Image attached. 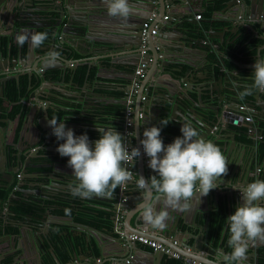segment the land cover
Segmentation results:
<instances>
[{
	"label": "crops",
	"instance_id": "obj_1",
	"mask_svg": "<svg viewBox=\"0 0 264 264\" xmlns=\"http://www.w3.org/2000/svg\"><path fill=\"white\" fill-rule=\"evenodd\" d=\"M33 2L32 7H25V4L27 2ZM72 3L69 5L72 9V15L75 17H80L82 16L79 12V10L83 8H91L92 12L98 11V9L101 8H107L106 4L104 3V0H88L86 3L88 4L87 7L86 5H81L84 3V0H71ZM160 0H155V10L160 9L161 6L158 4ZM189 3H186V0H164L165 4V15L168 16V19H173V22L175 24H178V28L182 29L185 31V33H178L175 30H170V28H166L164 32V41L167 40L170 42V39H173V48L170 52H168V60L170 62L169 69L165 71V74L161 73L160 69H154L150 74H148V78H144L142 81H147V90L149 89L151 93L149 99H154V100H160V98L155 95L153 90V80L154 78H169L168 73L174 77L177 78L179 72L177 71H172L178 70L181 67L178 66H185V69L182 70L183 72H191L192 74L190 76L189 81L187 82L189 86H197L201 84V77L207 75L208 77L205 79L207 83H210V87L213 89L219 88L220 87V80L223 75V78L227 76V79L231 81V86L232 88H237V97H239V92L243 91L245 85H250L252 81L250 82L248 79L242 80V78H252L251 75H246V74H251V66L255 63H251L252 59L255 58L256 56H260L261 59H264V15L259 17L258 15V10H259V5H260V0H249L247 3L244 2L243 0H240L239 3L236 1L233 3L230 0H221L219 2L220 6L217 8V10H212V15L209 18L206 17H201L200 19H196L195 15L201 11L202 7H205L208 5V3L212 2L213 0H188ZM228 4L226 5V3ZM59 3V1L56 0H0V14H3L1 6L4 4L7 6V13L8 10L13 8L15 9L14 12L15 14L17 11L20 9V11H32V10H41V13L43 14H50V13H55L57 14L59 11V8L56 6ZM128 3L132 6V13H137V14H146V11L144 10V7H141L139 2H136L134 0H128ZM213 3V2H212ZM64 4V1H63ZM238 4L242 5V11L241 15L242 18H245V20L241 19V21H238V17H236V14L239 11V7L237 6ZM263 12L264 14V2L262 4ZM65 7V6H64ZM66 8V7H65ZM56 10V11H55ZM84 12V11H83ZM152 11L151 13H153ZM6 13V14H7ZM150 13V14H151ZM149 14V13H148ZM149 14V16H150ZM56 16V15H55ZM157 16V15H156ZM247 18L250 20H247ZM2 19V18H1ZM13 19V20H12ZM163 20V18H162ZM196 21V22H195ZM197 21H200L197 23ZM238 21V25H235V22ZM4 24H2V20H0V32L3 30L7 29V33L9 34L7 37V40H11L14 43L8 44L5 47L4 54L9 60L7 63L3 62L2 65V60H1V67H0V87L2 84V80L4 78L9 76H13L15 74L21 75H27L24 71L26 68H29V64L32 63L34 65L37 62V55L32 56L30 59L29 58H24L25 53H22V56H19V45L16 42V36L13 28L15 25H11V22H14V18L12 15L7 17L6 20L3 21ZM222 23L220 24H216ZM40 22L38 23V25ZM91 30L90 33L94 35L93 37L96 38H105L109 39L110 37H116L118 38L119 36H114L112 34H108L109 32L112 33V31H125L126 26L130 27V25H120L118 23L114 22H107V21H90ZM205 24V25H204ZM248 26L251 27V31L248 28ZM194 28H200L199 32L195 31ZM41 29V28H39ZM222 31V33H219ZM248 33L249 35L245 36L244 35V41L245 43L249 42L247 44V50L249 52L254 51L251 55L250 58L247 57L244 61H240V59L234 60L230 55L232 53H235L233 49H229V45H233V43L236 41L238 36L240 35L239 32ZM206 34L204 37L203 34ZM223 34V35H222ZM66 39L72 40L75 45H80L83 51H86V55L82 56L85 58H93L98 56L93 50H96L98 45L103 43L105 46L108 44L107 42H98L95 43L94 47H92V41L87 40L86 41V46L89 45L88 50L85 46L82 47L83 43H79L80 41L77 39V37L72 33H66L65 34ZM180 39V41H176L174 38ZM9 38V39H8ZM120 38V37H119ZM257 40L258 42L253 43L252 40ZM26 44V43H25ZM10 45H15V56L12 55V52L10 50ZM159 47L160 43L158 44ZM181 45V47H180ZM0 46H2L0 44ZM111 47V46H110ZM176 47V48H175ZM47 48L46 43H44L42 46L35 48L38 51L44 52V49ZM161 50V49H160ZM10 51V52H9ZM45 53V52H44ZM262 53V54H261ZM242 56V55H241ZM26 59V60H25ZM29 60V63L27 61ZM105 60H110V58H107ZM162 60V59H161ZM224 61V64L223 62ZM253 62V61H252ZM49 65V64H48ZM40 66V65H39ZM122 66L120 64H117V72L113 69H106L104 70L105 73L107 74L106 77L109 78H116L115 80L119 82V80L125 79L126 81V86H120L121 83H116L118 88H123L125 91L126 88L129 86V83L131 82V79L128 75L124 74L120 70H122ZM182 69V68H181ZM238 70H242L241 73H238ZM146 73V71H145ZM243 74V76H242ZM28 76V75H27ZM7 79V80H8ZM6 80V81H7ZM29 80V78H28ZM57 81V80H55ZM181 85L184 84L182 80ZM234 81V82H233ZM140 83V85H141ZM217 83V84H216ZM214 84V85H213ZM45 92L48 98H37V100H34V92L29 96L28 98L24 99L26 101L27 105L30 106V108L33 109V111L38 113L40 111L41 115L35 117V114H31L32 120L28 119L26 120L27 124L23 128L22 133H21V139L22 142H19L17 145L12 146L13 149H17V152L21 153L23 152L24 155L27 156V154H32L34 155L33 158H43L42 151H48L51 152L52 155L55 154V152L51 151L50 148L54 147L51 146L49 142L52 141V137H55L53 135V132L50 129V126L48 124V121H45V118L48 120H51L48 118V114L45 113V106H43L42 102L47 101L49 102V99H56V100H66L68 103H73L76 104L71 97V95H83L86 96L88 92H90V89L87 88L86 85L81 86V88L76 87L74 84L71 82H62L60 83H49L46 84L45 86ZM141 87V86H140ZM139 88H137L134 91V101H133V107H134V113H133V126H132V143L133 140L135 142V146L137 147L136 143V138H135V130H134V122L135 119L140 120L139 124V132H143L145 128H148L150 126H158L160 117L163 113L167 112L169 121L175 122L178 127L179 124L170 119V105L169 103L166 102V107L163 108H158L156 104H151L149 106V109H147L146 114H145V109L143 103H141V109L138 112V115L135 114V109H136V98L137 94L139 91ZM146 89V88H145ZM60 92L65 93V95H61ZM197 90L192 91L190 94L192 97L197 96ZM146 94V91L143 93V95ZM256 93L254 95H250L245 97L243 100L239 98L240 102L242 103H249L254 101ZM56 96V97H54ZM51 97V98H50ZM144 99V97H142ZM69 100V101H68ZM110 99L107 100L105 97L103 99V102L105 104L109 101ZM23 101V103H25ZM258 103L262 102L264 105V92H261L260 94V99L257 101ZM35 104L37 105L38 109L36 111L35 108L32 107V105ZM49 104V103H48ZM81 105V104H79ZM44 107V108H43ZM80 111L74 112V113H69L67 115L73 116V119H77L75 121H69L67 123L66 128H71L73 129L74 132L78 131L79 129H85V130H97L95 125H102V127H107V128H114L115 130L122 131L121 129L123 125V114L121 118H119L116 115H102L98 116L96 114L94 117V120H97L96 123H91L85 120V114L81 113V110H84L85 112L91 110L90 107H87V109L83 108V105L79 106ZM41 108V109H40ZM52 110L55 109V107L51 106L50 107ZM247 113L251 110V108L246 107ZM253 110V109H252ZM139 113L142 114V118L139 116ZM177 115V112L175 111V116ZM253 115V122L252 125L254 126V137L260 139L261 137L258 138L261 132H264V111L260 110V108H257L252 112ZM66 116V115H65ZM105 118L106 122H98L99 118ZM178 120L183 121L185 118L183 116H177ZM63 118L58 120L59 122H62ZM68 122V121H66ZM74 122V123H73ZM257 122H261L260 127L256 124ZM82 123L85 124V127H82ZM218 127H214L212 133H215ZM231 128H235L234 125H231ZM260 130V131H259ZM5 133H6V128L4 126H0V173L1 175L4 173L8 172V162H6L3 157L4 154H7L8 156V139L5 138ZM48 134L51 136L48 137ZM78 135V133H75ZM161 138L163 140V143L165 145L171 143L174 138L173 136L177 135L179 136L180 134H171L166 132L165 130H161ZM259 134V135H258ZM3 136V137H2ZM42 140V141H41ZM48 140V143L45 141ZM237 140L240 141V139L237 137ZM41 141V142H40ZM90 143L93 140H89ZM245 141V140H242ZM248 143L247 141H245ZM244 143V142H243ZM245 143V146L243 145L242 147L239 146L238 142H236L235 146L230 149V153L232 154L229 157V154L227 157L231 158L228 159L230 162L228 164V172L226 175H224L221 178L220 181V186L213 189L212 191L216 192H221L222 194H225L228 192V194H231L232 191L235 189V179L234 177V163L237 165H241L244 163L242 166L245 168L248 166L249 161L252 160V157H254V163L253 167L251 170V175L250 173H246L251 181L257 180L258 177L262 178L264 177V153L263 156H260L258 151H257V146L255 147L254 151L253 148L250 147V145H247ZM250 143V142H249ZM34 145L36 148H38V152L36 155L34 154L35 151L32 150L28 145ZM134 144V143H133ZM221 144V143H218ZM41 151V154H39ZM39 154V155H38ZM139 157V156H138ZM138 157L135 159V174L134 178L135 180L138 179V176H143L146 180L151 176L155 175L156 173L150 169L147 165L144 163V167L142 168L138 164ZM233 158V159H232ZM143 159V158H142ZM47 162H38L37 164H46ZM30 164V163H29ZM260 168V172L258 174H255V178L252 177V174L255 172L256 168ZM38 168H47L45 170H40L37 171L39 174L37 175V179L39 180V187L40 190L45 189L44 191L47 194H54L55 190H52L50 188L57 189L58 191L62 192H68L69 191V186L74 184L73 182L69 181L70 177L66 173L64 168H54L51 167H38ZM14 170H11V173L13 174ZM54 173V174H53ZM51 174L57 176L56 179L55 177L51 176ZM68 175V176H67ZM24 177V175H21V178ZM130 183V182H129ZM127 184V190L125 191V194L128 196V204L127 206V211L125 212L123 218H122V228L124 231L127 233H142L144 236L154 239L158 242H163L164 244L171 246L173 250L175 251H180L182 253V259L181 261L183 264H192V261L194 260L196 263L201 262L202 264H223V261L220 259L224 254L228 253L231 251L229 248L227 241L229 239L230 233L227 229V212L228 208L226 203L229 202V199L225 202L222 198L220 200L216 201V206L213 207V209L209 212V222L206 228V234L205 238L203 239L202 242V248L204 250L203 256L199 253L200 251L198 249H190V251H186V245L183 244V242H186L188 246H194L195 241H198V236L200 233L204 231L203 225L205 223L206 215H201L199 213L196 214V209L200 207L199 205L204 206L207 208V210L210 209V201L209 197L204 196L200 197L199 200L197 198H194L193 200V205L192 207L186 211V212H178L175 210L170 209V219L167 220L166 222V228L164 230H159V229H153L150 226L146 225L145 222L143 221L140 212L137 210L138 203H141V194L139 190L136 188L135 181L131 182V184ZM45 186V187H43ZM51 190V191H50ZM211 191V190H210ZM70 192V191H69ZM42 193V191H41ZM43 194V193H42ZM154 195H156L154 193ZM203 203V204H202ZM8 202L4 201L1 203L0 201V209L2 212L1 217L4 218L5 215L8 214L7 211V206ZM155 207L159 211L162 208V201L157 197L155 200ZM222 210L224 213V221L222 223V226L220 227L219 231L216 232L215 229H210V213L215 212L217 210ZM116 211V203L112 208L111 216H112V224H113V217L115 215ZM235 210L231 209V212L233 213ZM195 222L193 224L192 222ZM47 223L49 226L50 231H56L59 236H67V238L70 240V243L67 246L68 250V258L67 260H62L60 258V255L57 253V251H53V255L50 254L49 249L52 248V245H48L47 242L43 245H41V242L39 240L36 241V245L32 244L31 242V236L33 233L31 232L30 229L28 228H18V233L14 234V241L17 238L18 245H16V249L12 252L10 258L11 261L9 262L10 264H121L122 261L120 260V251H123V242H121L118 239V236L114 234V232L106 231L103 229H95L93 227H90L88 225L86 226H80L77 222H74L71 217H63V216H53V217H48ZM114 227V225H112ZM195 229V235H190L186 234L185 231ZM181 231V233L179 232ZM8 234L7 233H2L0 237V243L6 242L9 244L10 248V243L13 240L8 239ZM77 238V241H76ZM178 239V245H172V240L173 239ZM182 238V239H181ZM185 239V240H184ZM261 244V242H255V243H250L248 252L246 254V258L243 263L249 264L248 261H251L252 263L255 262V259H257V256L255 255V252L257 253V248L258 245ZM73 245V246H72ZM142 245L137 243L136 246H131V250L125 254L126 259L129 258V256L132 254V257L130 258V263L131 259L135 261L137 264H163V260L165 257H168V255L163 254L160 258V260L153 259V254L152 252L154 251L150 247H146V251L140 250L139 247ZM74 247V249H73ZM75 251V256H72L71 250ZM127 249V248H124ZM200 249V250H201ZM8 250L0 251L3 252L2 254H7ZM11 250V249H10ZM39 255L43 259L42 262L39 260ZM95 252V253H94ZM17 256H20L18 259ZM198 257V259H197ZM8 258V256H6ZM5 259L0 261L1 264H8V261ZM99 259V261H97ZM125 260V259H124ZM124 261L122 262V264ZM129 263V264H130ZM134 264V263H133Z\"/></svg>",
	"mask_w": 264,
	"mask_h": 264
},
{
	"label": "water",
	"instance_id": "obj_2",
	"mask_svg": "<svg viewBox=\"0 0 264 264\" xmlns=\"http://www.w3.org/2000/svg\"><path fill=\"white\" fill-rule=\"evenodd\" d=\"M56 1H59V3L56 5L59 8V11L56 16H53L51 13L43 14L41 13V10H32L28 12L27 11L23 12V11H20L19 9L17 13L15 14L14 12L15 9L13 8L9 9L7 13L8 7L5 6L4 4L1 6L3 14H0V20H2V24H4L3 21L6 20L7 17L9 18V16L12 15L15 23L11 22V25H15L14 27H12L15 35L22 31H28V32H40L41 31V32L48 33V39L45 41L47 45V48L44 49L45 53L38 51V50H34L30 46L29 43L26 44L27 53H25L24 58L30 59L34 55L38 56L37 62L34 65H32V63L29 64V68H26V70L24 71L28 75L29 83L31 82L32 76H34V74L36 75L38 79L39 78L42 79L41 84L39 85V87L34 93L35 97L37 98H48V96L46 95V92L44 91L45 90L44 86L46 84H49V83H56V84L60 83L61 84L63 82L60 79L55 81L52 78L50 79L47 78L46 73L48 71L52 69H58V70H61L62 72L66 69L73 70L79 63H86L90 65L91 67H97L98 73L102 77L107 76V74L104 71L106 69H113L116 71L115 73H118L117 64H120L123 68L120 71L128 75L131 81L133 79H136V76L134 75V70L136 69V67L140 65H144L142 67L144 71H146L144 78H148L149 76L148 74H150V72H152L155 68L160 69L161 73L165 74V71L169 69V65H170V62L167 59L168 58L167 54L168 52L172 50L173 45L175 44L173 43V39H170V42L167 40L165 41L163 40L165 37L164 32L166 28H170V30H175L178 33H181V34L185 33L184 30L178 28V24H175L173 22V19L167 18V19L162 20V18L165 16L164 0L159 1L158 4L161 6V8L158 10L157 9L155 10V0H134L136 2H139L141 7H144L146 14L132 13L127 21L119 17L109 16L107 13V8H101V9H98V11L94 10L93 12L91 8H83L79 10L82 16L75 17L74 15H72V12L70 10L72 8L69 7V5L72 3L71 0H56ZM63 1H64V4H63ZM86 1L88 0H84V3L81 5L83 6L86 5L85 7H87L88 4L86 3ZM230 1L235 3L237 0H230ZM263 2L264 0H260L259 2L260 3L259 10H258L259 17H261V15L263 14V12H261L263 10L262 9ZM227 4L228 2L226 3V5ZM32 5H33V2L29 1L25 4V7L26 6L32 7ZM237 6L239 7V11L236 14V17H238L241 14V11L243 8L241 4H238ZM152 11L156 13L157 18L155 19V21L152 22L150 27L147 29V35H146L147 47L145 48V52L143 53L144 48L141 47V36H140L141 29L145 21L148 19L149 14ZM91 20L92 21L98 20V21L114 22L120 25L128 24L130 25V27L126 26L125 31L120 32V31L113 30L112 33L111 32L108 33L114 36H119L120 38L110 37L109 39H105V38L100 39V38L93 37L94 35L90 33L91 26H92V24H90ZM39 22L40 24L38 25ZM156 24H157V29H158L157 34L152 35L150 31L151 29L154 28ZM235 25H238V21L235 22ZM248 28L250 29V32H253V30L251 31L250 26H248ZM195 31H199V28H196ZM67 32L71 34L73 33L77 37V39L80 41L79 43L84 42L82 47L85 46L87 50L89 47V45L86 46L87 40L92 41L91 42L92 47L96 46L94 44L98 42H107L108 44L105 46L103 43H101L100 45L97 46L98 48L96 50H93V52L98 54V56L96 57H93V58L83 57L81 59H69V58H65L61 56L58 62L48 65L47 63L43 61V57H45L49 51H53V50L64 51L65 50L69 54L67 57L70 56V53H72V51H75L82 56L86 55L87 52L83 51L80 45H75L72 40L66 39L65 34ZM219 33H222V31H220ZM6 36H8L7 29L0 32L1 38L4 39ZM174 39L177 42L180 41V39L176 37ZM159 43H160V46H162L161 48L158 45ZM5 47L6 46L4 44L0 46V67L3 65V62L7 63L9 61L7 57L5 56V54L3 53V50L5 49ZM160 54L163 55L162 60L159 58ZM18 55L22 56V46H19ZM107 58H110V60L108 61L105 60ZM257 58L261 59L260 56L258 55L252 59L253 62L251 61V63H254L255 59ZM1 60H2V65H1ZM27 61L29 63L28 59ZM222 62L224 64V61ZM39 65L41 67L40 73L37 72V68ZM253 65L250 67L251 74L254 71ZM172 71L179 72V74L177 75L178 76L177 78H174L169 72L168 73L169 78H156V79L154 78L153 80V90L152 91L154 92V96L157 95L160 98V100H154V99L148 100V98H150L151 93H149L150 92L149 89L147 90V87H146L147 81H142L140 85L141 87L138 91V94L136 95L137 98H136V109H135L136 112L134 114L135 116L138 115V112L141 109V106H142L141 103H143L144 105L145 114H146V111L147 109H149V106L151 104H156L158 108H161V107L165 108L166 102H167L169 103L170 110H171L170 119L176 121L179 124V128L181 127V123H183L184 119L183 121H180L178 120L177 116L184 115V117H187L189 120H191L192 124L197 128L202 138H204L205 140H211L218 147H220V149L222 150L223 154L226 156L227 159H231L229 158L232 155L230 153V149H232L235 146L236 142H238L239 146L241 147L243 145L245 146L246 142L242 140L240 141L237 140V137L241 138L242 136H245V137L251 138L253 141L250 143H246V144L250 145V147L253 148V151H254L255 147L257 146L255 143L257 139H253L251 137V134L247 132L248 126L252 125V123L245 121V116L247 115V110L245 108L250 107L253 110L260 108V110L264 111V105L262 104V102L261 103L257 102L260 99L261 92L256 93L253 102L242 103L240 102L239 97H237V88H234V87L232 88L231 81L227 79V76L223 78V75H222L221 80L219 82L220 87L213 89L212 87H210L209 85L210 83L206 82L205 79L208 76L205 74L203 77L200 78L202 80L201 84L197 86L195 85L189 86L187 82L190 79L192 71L191 72L186 71L182 73V69L180 68L178 70L172 69ZM241 72L242 70H238V73H241ZM18 77H19V74L9 76V78H16V79ZM7 79L8 77L2 80V84L0 87V97H2L4 94L3 89H4ZM244 79H248L250 82L252 81V78H242V80ZM180 80L184 82L183 85H181ZM71 83L74 84L76 87H78V84H75L73 82ZM84 85H86L87 88L90 89V92H88L86 96H83V95L80 96L77 94L71 95V97L75 99L74 102L77 105L79 104L83 105V108L85 109H87V107H90V108L98 107L100 104H102L103 99L106 96L102 95L101 92L96 91L97 88H101V87H99V85L98 86L92 85V82L90 81L86 82ZM120 86H123V85H120ZM130 86L131 85L129 83L128 88ZM29 88H33V86L31 85ZM194 90H197L198 92L195 98L192 97L190 94ZM145 91H146V94L143 95ZM60 93L61 95H65V93L63 92H60ZM142 97H144V99H142ZM133 99H134V96H133ZM24 102L26 103V101ZM51 106L57 109L58 103H54L53 101H50L49 104L45 107V110H47ZM32 107L35 108L37 111L38 109L37 105L32 106ZM58 109L63 110V107L60 106V108ZM175 111L177 112L176 116H175ZM81 113L85 114L86 112L84 110H81ZM73 118H74L73 116L66 115L63 117L62 122H64L65 126L67 127V123L65 122V119H73ZM45 121L47 122V120ZM197 121H201L202 124H197ZM139 124H140V120L135 119V122H134L135 138H136L137 147L140 150V155L138 157V164L143 168L144 160L142 159L143 153H142V150L140 149ZM256 124L258 125V127H260L261 122H257ZM81 125L82 127H85L84 123H82ZM231 125H234L235 128H231ZM214 127H218V128L215 133H212L214 132L213 131ZM115 131L120 133L121 137L123 138L122 131H119V130H115ZM50 136L51 135L48 134V137ZM259 136L261 137L262 134H260ZM176 137L177 135L173 136V138H176ZM45 142L48 143V140H46ZM218 143H221V144H218ZM28 146L33 147L34 145L29 144ZM38 150H39L38 148L33 149V151H35L34 152L35 155L38 152ZM50 150L55 152L56 154V147H51ZM18 154L19 152L16 153V155ZM228 154H229V157H227ZM33 156L34 155L29 154L25 158L24 167L21 169V172L24 175L23 177L24 180L29 179V178H36L37 175L39 174L38 172H34V173L28 172V168L30 167L29 163L32 162ZM53 157L54 156H52L51 158L52 163L47 162L46 164H32L31 166L51 167L54 165ZM3 159L6 162H8L7 154H4ZM253 163H254V157H252V160L249 161L248 166L246 168L245 166L244 168L242 166L244 163H242L238 167L234 163L233 179H235V183H236L235 186L246 185L247 183L251 182L250 177L246 173L247 172L251 173ZM11 170L16 171L17 167L16 166L8 167V172L2 174L0 177V179H3L6 182V184H9L12 181L13 175L11 173ZM53 174H51V176L55 177L56 179L57 176ZM258 179L264 180V177L262 178L258 177ZM73 180L74 178L69 179V181L71 182H73ZM6 184H0V186L7 187ZM22 185H23V182L18 183V186L20 187L18 190L21 192H24V191H26V193L39 192L37 189L32 190L31 189L32 185H30L29 189L24 190L21 188ZM54 187L50 189H55ZM13 196L14 194L12 193L10 197H13ZM208 197L210 201V209L207 210V208H205L202 205H199L200 207L196 209V214L197 213L201 215L204 214L207 217L203 225L204 231L199 234L198 241L197 242L195 241L194 246H191V245L189 246L193 250L194 249L200 250L202 248L201 241H203V239L205 238V234H206L205 232H206V228L209 222V212L213 209V207L216 206V201L220 200L221 198V202H222V198H223V200L226 202L227 199H229V202L226 203L227 208H228L227 216L232 214L231 209L235 210L236 205L238 203L243 202L240 192L236 189H234L231 194H228V192H226L225 194H222L221 192H216L215 190L214 191L211 190L208 194ZM261 203L264 204V202H261ZM126 204H128V200ZM48 217H53V215L50 214L48 211H46V213L42 217V221L40 222V224H37V225H34L33 223H31V221L28 220L27 218L23 220H19V221L13 220L10 218L9 214H7L4 217V219H5V223L16 221L17 224L15 226H18L20 229L21 228L30 229L31 232L33 233V235L31 236L32 244L36 245V241L39 240V242H41V245H43L45 237H47L46 235L49 231V226L47 223ZM192 223L195 224L194 221ZM78 224L80 226H86L80 223ZM179 232L181 233V231ZM195 232H196L195 229L185 231V233L190 235V237L192 235H195ZM7 236L10 241L12 239L13 240L10 243V248L7 254H2L3 252H0L1 260L5 259L6 256H10L11 254H13L12 252L16 249V245H18L17 238L14 241V236L12 235H7ZM183 244L188 246L186 242H183ZM131 246H136V248H138L137 243L131 244L129 242H126L125 244H123V249H122L123 251H120L119 253L120 254L119 261H122V262L124 261L123 264L130 263V261L129 262L126 261L127 259H126L125 254L131 250ZM124 248H127V249H124ZM73 249H72V256H75V251ZM139 249L146 251L145 246H141L139 247ZM49 251H50V254L53 255L54 245H52V248H50ZM178 252L180 253V255H182L180 251ZM152 254H153L152 255L153 261L154 259H157V258L160 260L161 256L163 255V253L159 251H153ZM255 255L257 256L256 252H255ZM38 256H39L40 262H42L43 259L41 258L39 253H38ZM17 258L19 259L20 256H17ZM131 262H133L134 264H137L135 263L133 259H131ZM133 263H130V264H133ZM248 263L249 264H259L258 260L256 259L254 263H252L251 261H248ZM0 264H1V261H0Z\"/></svg>",
	"mask_w": 264,
	"mask_h": 264
},
{
	"label": "clouds",
	"instance_id": "obj_3",
	"mask_svg": "<svg viewBox=\"0 0 264 264\" xmlns=\"http://www.w3.org/2000/svg\"><path fill=\"white\" fill-rule=\"evenodd\" d=\"M239 1L237 0L238 3ZM104 3L111 17H119L127 21L132 14V6L128 0H104ZM198 13L201 18V12ZM238 18V21L245 20L241 14ZM7 37L4 39L0 37L1 45H7ZM47 39L46 32L22 31L16 36L19 46L29 43L34 49L42 46ZM12 42L9 40L8 44ZM60 58V53L53 50L43 57V61L54 64ZM253 69L252 83L245 85L243 91L238 94L242 100L257 92H264V59H255ZM50 101L52 100L49 99ZM43 102L46 103L43 105L45 107L49 103ZM44 111L46 113L47 110ZM47 121L56 139L63 141L57 145L56 151L60 156L68 157L67 163L72 169L75 180L74 184L69 186L72 196L85 199L93 196L111 198L117 187L125 188L129 182L131 184L135 181L142 201L138 203L137 210L145 224L153 229L164 230L169 219V209L179 212L188 211L193 205L194 198L199 200L200 197L207 196L210 190L219 187L221 178L228 172L230 161L220 147L211 140L202 138L187 117L181 123L182 135L177 136L167 145L163 143L160 133L161 127L166 126L169 121L159 122V127L150 126L143 130V139L140 143L144 153L149 157L148 164L145 163L144 156L143 160L145 165L156 173L147 180L143 176H138L136 180L134 178L135 159L140 155V150L133 146L129 151V147L122 143L123 138L120 133L113 127L95 125L99 138L94 143H90L86 133L76 135L73 129L66 128L65 123L59 122L57 118L53 117ZM197 124L202 122L197 121ZM33 147L30 148L33 150ZM133 164L132 172L129 170V165ZM20 174L23 175L22 172ZM18 175L17 178L22 180L23 177ZM234 188L240 192L243 202L238 203L235 211L227 217V229L230 233L227 244L231 251L220 257L223 264H243L250 243H264V204L261 203L264 202V180L257 179ZM157 197L163 204L159 211L155 207ZM65 211L66 214H71V209Z\"/></svg>",
	"mask_w": 264,
	"mask_h": 264
},
{
	"label": "trees",
	"instance_id": "obj_4",
	"mask_svg": "<svg viewBox=\"0 0 264 264\" xmlns=\"http://www.w3.org/2000/svg\"><path fill=\"white\" fill-rule=\"evenodd\" d=\"M221 0H213L212 2L208 3L207 6L201 8V17L209 18L212 15V10H217L220 6L219 2ZM244 2H248L249 0H243ZM53 16L57 15L54 12L51 13ZM264 15V14H263ZM216 24L222 25V23L216 22ZM205 25V24H204ZM196 29V28H194ZM200 30V28H199ZM41 32V31H40ZM240 35L233 43V45H229V49H233L235 53L230 55L234 60L240 59V61H244L247 57L250 58V55L254 52H249L247 50V44L244 41V35H249L248 33L239 32ZM203 36L205 37L206 34L204 32ZM7 40V38H6ZM9 43V40H7ZM253 43L258 42L257 40H252ZM14 43V42H12ZM11 43V44H12ZM12 46V55L15 56V47ZM22 53H25L24 45L22 46ZM65 51V50H64ZM62 51V52H64ZM262 54V53H261ZM69 55V54H68ZM242 55V56H241ZM82 56L72 51L70 53L69 59H81ZM181 67L182 70L185 69V66H178ZM180 68V69H181ZM251 75L252 74H246ZM47 78H52L53 80H62L64 82H73L78 84V88H81L86 82H92V85H99L101 88H97L96 91L101 92L102 95L106 96L107 100L110 99L106 104L103 102L98 107L91 108V110L86 112L85 120L91 123H96L97 120L95 119V115L102 116L106 115H116L121 118L124 110V97L126 92L123 88H118L116 83H121V85L126 86L125 79H120L117 82L116 78H109V77H102L97 70V67H91L86 63H79L75 69H66L63 72L58 69H52L46 73ZM42 79L37 78L35 75L32 76L31 84L29 83L28 76L21 75L17 79L16 78H9L4 86L3 89V96L0 97V126H4L6 128L5 138L8 139V163L9 167L16 166L17 171L13 173L12 181L9 184L3 179H0V184H6L7 187L0 186V201L1 203L4 201L8 202L7 211L10 215V218L16 221L23 220L27 218L31 221L34 225L40 224L42 221L43 215L48 211L53 216H63V217H71L74 222L88 225L95 229H103L106 231L113 232V224H112V208L118 201L119 195V187L115 190L113 196L111 198H100L93 196L90 199H85L81 197H74L72 196L71 192H62L55 190L54 194L45 193V189L42 188L40 190L39 187V180L37 178H29V179H18L17 175L21 173V169L24 166L26 155L23 152L17 153V149H13L12 146L17 145L19 142H22L21 137V130L24 127V121L28 118L29 113V106L27 103H23V100L31 96V94L39 87L41 84ZM33 88H29L30 86ZM54 103H58L57 109L52 110L48 108L46 114H48V118L52 119L53 117L60 120L65 115L77 111H80L81 105L68 103L66 100H56L51 99ZM69 101V100H68ZM60 106L63 107V110H60ZM102 114V115H101ZM41 115L40 112L35 114V117ZM77 119H65V121H75ZM169 121L167 112L163 113L160 117V121ZM98 122L105 123V118H99ZM102 127V125H97ZM160 124L158 125V127ZM161 130H165L171 134H181L180 128L175 122L169 121L166 126L161 127ZM264 131V129H263ZM80 134L86 133L89 137V140H93L91 143H94L95 140L99 138V133L97 130H85L79 129L78 131L74 132ZM240 140H245L248 143L252 142L253 140L249 137L242 136L239 138ZM42 141V140H41ZM40 141V142H41ZM51 146L57 148V145L63 143L62 140H57L56 137H52V141L49 142ZM133 146H135V142L133 140ZM257 151L260 156H263L264 153V132H262V136L256 142ZM41 154V151L40 153ZM38 154V155H39ZM43 158H33L32 162H30V167L28 168L29 173H34L40 170H45L47 168H38L36 166H31L32 164H37L38 162H48L52 163L51 158L53 157L54 165L51 167L54 168H64L66 173L69 175L70 178H74L72 175V169L68 166V157H62L56 151L55 155H52L51 152L42 151ZM59 159V160H57ZM49 167L48 169H50ZM1 177V173H0ZM22 181L23 185L21 186L22 189L27 190L29 189L30 185H32L31 189H37L39 192L33 193H26V191L21 192L18 189V183ZM75 182V180H74ZM42 191V193H41ZM51 191V190H50ZM14 194L13 197H10L11 194ZM163 207V204H162ZM66 209H71V214H66ZM169 211V219H170V209ZM179 212V211H178ZM2 212L0 209V237L2 233H7L8 235H14L18 233V226H15L17 223L16 221H11L9 223H5V219L1 217ZM6 216V215H5ZM4 216V217H5ZM168 219V220H169ZM224 221V213L222 210H217L215 212L210 213V229H215L216 232L219 231L222 223ZM47 237H45V242L48 245H54V251L56 250L57 253L60 255L62 260H67L68 258V250L67 246L70 243V240L67 236H59L56 231H48ZM77 241V238H76ZM9 249V244L6 242L0 243V251H4ZM72 252V250L70 251ZM95 253V252H94ZM257 259L259 264H264V243L258 245L257 248ZM11 256H8L6 260L9 262L11 261ZM33 264V263H32ZM163 264H183L180 259L175 258H167L165 257L163 260Z\"/></svg>",
	"mask_w": 264,
	"mask_h": 264
},
{
	"label": "built area",
	"instance_id": "obj_5",
	"mask_svg": "<svg viewBox=\"0 0 264 264\" xmlns=\"http://www.w3.org/2000/svg\"><path fill=\"white\" fill-rule=\"evenodd\" d=\"M186 3H188V1L186 0ZM157 18L156 13L153 12L150 14V16L148 17V19L145 21V23L142 26L141 29V47L144 48L143 53L145 52V48L147 47V40H146V35H147V29L150 27V25L152 24L153 21H155V19ZM168 16L165 15L163 17V19H167ZM196 18H200V14L198 13L196 15ZM157 32V24L154 26L153 29H151L150 33L151 34H155ZM163 57L162 54L159 55V58L161 59ZM144 66V65H142ZM134 75L136 76V79H133L132 82L130 83V87L126 88L125 92V97L124 99V110H123V125L121 127V129L123 130V139H122V143L125 146L129 147V151H131V147H133V143H132V126H133V113H134V107H133V96H134V91L139 88L141 80L144 78L145 76V71L143 69V67H137L134 70ZM43 105H45L46 103L43 102ZM254 110H250L249 113L245 116V121L247 122H253L254 118L252 115V112ZM139 116L142 118V114L139 113ZM247 132L249 134H251V137L253 139H257L256 137H254V126L253 125H249L247 128ZM260 136H258L259 138ZM143 139V132L140 135V141ZM141 149L143 152V156L145 159V163L148 164V159L149 157H147V155L144 153L143 150V146L141 145ZM129 170L130 171H134V164L133 165H129ZM260 168H256L255 172L252 174V177L255 176V174H258L260 172ZM254 175V176H253ZM18 177H21V174L18 175ZM255 178V177H254ZM127 189V187L125 188H120L119 189V197H118V201L116 203V211H115V215L113 217V232L114 234H116L118 236V239L123 242V244H125L126 242H129L131 244L134 243H138L142 246H146V247H150L152 248L154 251H159L165 255H168V257L171 258H176V259H180L181 255L178 251L173 250V248L171 246H168L166 244H164L163 242H158L154 239H150L146 236H144L142 233H127L126 231H124V229L122 228L121 224H122V218L125 214V212L127 211V206L125 204V202L127 201V195L124 193L125 190ZM178 239H173L172 240V245H177ZM190 247L187 246L186 247V251H190ZM200 254L203 255L204 250H201L199 252ZM132 257V254L129 256V258L126 260L127 262L130 261V258ZM97 261H99V259H97ZM191 264V263H190ZM192 264H202L201 262L196 263L194 260L192 261Z\"/></svg>",
	"mask_w": 264,
	"mask_h": 264
},
{
	"label": "rangeland",
	"instance_id": "obj_6",
	"mask_svg": "<svg viewBox=\"0 0 264 264\" xmlns=\"http://www.w3.org/2000/svg\"><path fill=\"white\" fill-rule=\"evenodd\" d=\"M140 36H141V34H140ZM26 44H27V43H26ZM24 49H25V51H27V46H25ZM34 56H35V55H34ZM40 71H41V67L38 66V68H37V72L40 73ZM131 82H132V81H131ZM131 82H130V83H131ZM33 98H34V100H37V101H38V99H37L35 96H34ZM32 106H35V104H33ZM33 113H35V112L33 111L32 108L29 107L28 119L32 120V117H33V116H32L31 114H33ZM36 113H37V112H36ZM26 124H27V122H26V120H25V121H24V127L26 126ZM24 127H23V128H24Z\"/></svg>",
	"mask_w": 264,
	"mask_h": 264
},
{
	"label": "flooded vegetation",
	"instance_id": "obj_7",
	"mask_svg": "<svg viewBox=\"0 0 264 264\" xmlns=\"http://www.w3.org/2000/svg\"><path fill=\"white\" fill-rule=\"evenodd\" d=\"M13 46H15V45H13ZM26 45L24 44V47H25ZM23 49V48H22ZM34 49V48H33ZM10 50H11V52H12V46L10 45ZM34 50H36V49H34ZM10 52V51H9ZM59 53H60V55L61 56H63V57H65V58H70V56L69 57H67L68 56V52L67 51H64V52H62V51H58ZM4 53V52H3ZM39 99V98H38Z\"/></svg>",
	"mask_w": 264,
	"mask_h": 264
},
{
	"label": "bare ground",
	"instance_id": "obj_8",
	"mask_svg": "<svg viewBox=\"0 0 264 264\" xmlns=\"http://www.w3.org/2000/svg\"><path fill=\"white\" fill-rule=\"evenodd\" d=\"M157 31H158V29H157ZM155 34H157V32L155 33ZM153 35V34H152ZM163 58V57H162ZM161 58V59H162ZM138 67H142V65H140V66H138ZM137 68V67H136ZM140 87V86H139ZM45 120H47V118H45Z\"/></svg>",
	"mask_w": 264,
	"mask_h": 264
}]
</instances>
